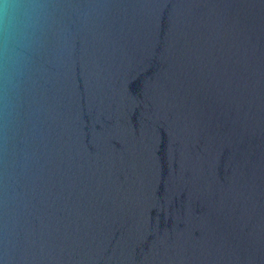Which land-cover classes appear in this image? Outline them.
<instances>
[{
    "label": "water",
    "instance_id": "95a60500",
    "mask_svg": "<svg viewBox=\"0 0 264 264\" xmlns=\"http://www.w3.org/2000/svg\"><path fill=\"white\" fill-rule=\"evenodd\" d=\"M0 264H264V0H0Z\"/></svg>",
    "mask_w": 264,
    "mask_h": 264
}]
</instances>
